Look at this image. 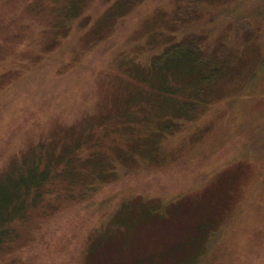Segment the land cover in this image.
<instances>
[{"label":"rangeland","instance_id":"1","mask_svg":"<svg viewBox=\"0 0 264 264\" xmlns=\"http://www.w3.org/2000/svg\"><path fill=\"white\" fill-rule=\"evenodd\" d=\"M64 1L0 0V42L11 51L34 42L25 53L30 64L52 52L57 59L55 52L71 40L91 46L84 51V44H73L62 64L49 67L52 93L41 75L26 76V64L11 55L6 60L0 51V72L7 71L0 90L11 86L5 94H12L0 108V172L36 150L52 158L69 152L76 160L77 150L68 146L81 130L98 133V116L111 109L138 119L124 133V144H113L110 132V147L100 140L99 152L90 149L87 157L99 166L76 180L98 183L110 164L139 170L112 185L102 180L89 199H55L49 213L32 210L31 221L18 226L13 258L2 254L0 264H264V0H125L135 11L107 33L95 21L78 32L75 24L76 33L59 29ZM168 30L177 40L202 34L208 40L200 44L202 60L208 65L213 52L226 66L224 78L222 71L212 77L205 67L193 70L210 78L211 94L201 91L197 78L183 81L179 100L204 107L190 123L162 109L155 95L145 102L151 83L137 76L139 63L153 54L149 44L156 42L158 52ZM135 99L138 105H132ZM172 120L179 131H163ZM114 127L109 123L105 130ZM158 145L167 157L160 160L155 152L149 160L146 154ZM128 185L138 189L126 191Z\"/></svg>","mask_w":264,"mask_h":264},{"label":"trees","instance_id":"2","mask_svg":"<svg viewBox=\"0 0 264 264\" xmlns=\"http://www.w3.org/2000/svg\"><path fill=\"white\" fill-rule=\"evenodd\" d=\"M109 2L110 0H65L62 5V10L57 16V27L59 29H65L66 31H72V28H74L75 32L76 24V27H78L76 30L78 32L79 30L84 31V28L89 26L91 21H95L99 27L104 29L107 33L114 28L119 20L123 19L136 9L133 8V4H130L125 0H113L111 4L106 6V4ZM86 5V9H84ZM93 7L94 12L92 11ZM54 8H56V6L53 7L52 10ZM52 10H50V14L48 13L49 15H51ZM99 11L103 12L102 15L95 17V14ZM179 25L180 24H177V27ZM176 29L177 28L174 30ZM170 31L171 30L163 32V37H166L165 43H163V45H158L157 48L161 47L158 52L154 53L156 42L149 44L152 48L151 53L153 54L150 55L151 57L149 56V61L146 63H139L141 73L139 75L138 70L137 76L140 77L143 82L146 80L151 84L154 82L156 83L155 87L149 84L150 87H148L145 92V102L150 101L152 96L155 95V97L163 102V105L161 106L162 109L171 108L175 110V112L171 111L173 115H176L177 118H181L182 120L190 123L194 118H197L195 114H198L199 108L204 107L199 104L200 101L195 99H191L190 101L188 100V102L179 100L178 95L183 93L184 86L186 85H183V81L188 79V77L197 78L199 79L201 91H206L211 94L212 92L209 90L211 87H213V84H210L211 82L207 83V80H210V78L206 76L199 78V73L193 72V70L205 67L207 72L212 74V77L214 76L213 72L222 71V77L224 78L225 75H227L223 74L226 66L221 63L219 57L215 58L213 52L209 53L212 54L208 59L209 64H205V60H202V56L204 54L200 51V44L202 42L206 43L208 40H206L205 36L202 34L195 35L187 40L186 38H180L177 40L174 37L173 32ZM25 35L30 38L29 34ZM25 35L18 36L19 42H21ZM38 41L42 43V40L38 39ZM34 44V42L32 45L27 44L21 49H19L18 46V50L11 51L10 47H7L4 45V43L1 44L0 42V51L3 50L6 60L10 59L9 55H11L19 63L26 64L27 67L25 69L28 70L26 76L32 75L35 77L37 75H41L43 82L47 83V87L53 90H49L50 93L55 92V88H52L53 83H51L52 81H50L49 78V67H53V64L57 63V61L59 62V65L62 64L65 61L63 60L65 51H69V49H72L74 46L76 47V45L78 46V44L85 45L84 51H89L91 47L89 43L82 42L77 44L74 40H71V42L68 43V46L66 47L60 46L61 44H58L60 48H58V50L55 52V55L60 54V56H58L57 59L55 56H52L54 54L52 52L51 56L46 54L45 57L40 58L41 62L36 65L33 61V64H30V61L27 60V55H25L28 49ZM48 48H50V50H55L57 45L54 44ZM217 50L219 49L217 48ZM30 67L31 71L29 72ZM54 70L55 68L52 70V72ZM65 71L67 74L71 72V70L67 71L66 69ZM2 72L3 71L0 72V80L4 77L6 74L5 72L7 71H4V73ZM22 75L25 74L22 73ZM23 77L24 76H21L20 78ZM30 80L31 79H29L28 82ZM63 83L64 81L62 84ZM11 85H13V82ZM10 87H7V89L4 87V92L1 91L2 89L0 90V108L8 100H12V98L7 99L8 95L10 96L12 94H5L8 89L10 90ZM61 87H59L58 90ZM131 103L132 105H138L139 101L135 99ZM99 118L103 120L101 125L94 127L96 130H98V133H87L85 129L81 130L80 133H78L80 135H77L78 139L76 140V144L72 143L68 146L74 147L77 150V155L72 154L75 156L76 160H73V157L71 154H69V152L59 156L58 158H52L51 152L44 150L40 151L41 154H39V151L36 150L33 151L28 158L23 159V156H21L20 160L14 159L12 162H9L0 172V255L6 253L10 259L13 258V256L10 255V252L12 247L17 244L15 242L19 239L21 233L18 226L31 221L32 210L40 209L43 214L49 213L53 209L52 207L54 204H52V201L55 199L73 198L79 201L83 200L85 197L89 199V196L95 192L97 186L102 184V180L104 183L112 185V182H116L122 174H129V170H139V167L131 163L125 164L121 168L110 164L106 172L107 175L102 174L98 176V179L101 178L100 181L97 180L98 183H87L76 180L77 174L82 172L87 173L96 166H99L98 164L94 163L96 160H90V158L87 156L91 151L99 152L100 147L98 146V142L100 140L103 142L104 147H110L107 145L111 144H107L105 138L111 134L110 136L115 138L113 144L116 142H122L124 144L126 140L124 138V133L128 130H131L132 125L138 119V117H134L133 114H123L120 109L118 111L111 109L103 116H98V119ZM98 119H96V121ZM109 123H112L114 126H116L111 131L105 130L106 125ZM180 128L181 125L176 123L174 120L162 124V130L165 132H178ZM151 135L157 140L161 137L164 139V136L157 132H152ZM84 146H89L87 153L81 151ZM160 146L161 145H158L156 148L150 149L149 153L146 154L147 157H149V160H155V152H157V158L159 155L162 157L160 160H165L168 151L165 150L164 147ZM79 151H81V153H79ZM54 160H61L63 163L62 167H59L57 163L54 162ZM117 169L122 171L116 172ZM111 177L114 178L113 181L110 180ZM74 187H79V192L76 194V196L73 193ZM53 189L57 191H54ZM125 189L126 191H132L138 189V186L128 185ZM103 202H105L104 199L97 202V204H103ZM43 203H46L47 206H45ZM105 208L107 210L110 209L107 207Z\"/></svg>","mask_w":264,"mask_h":264}]
</instances>
